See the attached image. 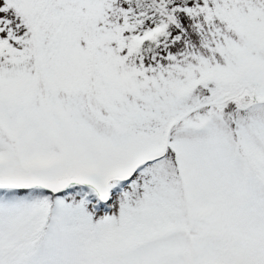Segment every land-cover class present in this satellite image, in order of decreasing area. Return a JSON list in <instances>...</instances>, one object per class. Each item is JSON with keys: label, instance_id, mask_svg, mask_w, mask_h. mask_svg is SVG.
I'll return each instance as SVG.
<instances>
[{"label": "snow or ice", "instance_id": "obj_1", "mask_svg": "<svg viewBox=\"0 0 264 264\" xmlns=\"http://www.w3.org/2000/svg\"><path fill=\"white\" fill-rule=\"evenodd\" d=\"M0 264H264V0H0Z\"/></svg>", "mask_w": 264, "mask_h": 264}]
</instances>
